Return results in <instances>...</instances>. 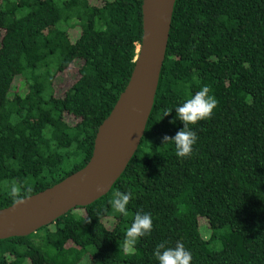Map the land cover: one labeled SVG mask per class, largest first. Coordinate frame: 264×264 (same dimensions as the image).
<instances>
[{
    "label": "trees",
    "instance_id": "16d2710c",
    "mask_svg": "<svg viewBox=\"0 0 264 264\" xmlns=\"http://www.w3.org/2000/svg\"><path fill=\"white\" fill-rule=\"evenodd\" d=\"M142 0H0V209L89 161L142 39ZM76 77L58 94V75ZM207 87L211 116L178 158L175 108ZM171 113L163 116L166 110ZM163 116V117H162ZM131 193L127 214L117 193ZM137 211L152 231L128 236ZM206 223L207 235L199 219ZM201 227V228H200ZM183 242L190 264H264V0H175L143 138L109 192L27 236L0 239V264H157Z\"/></svg>",
    "mask_w": 264,
    "mask_h": 264
},
{
    "label": "water",
    "instance_id": "95a60500",
    "mask_svg": "<svg viewBox=\"0 0 264 264\" xmlns=\"http://www.w3.org/2000/svg\"><path fill=\"white\" fill-rule=\"evenodd\" d=\"M175 0H142V39L125 89L99 125L86 165L55 185L0 209V239L27 236L106 195L144 135L158 86Z\"/></svg>",
    "mask_w": 264,
    "mask_h": 264
},
{
    "label": "clouds",
    "instance_id": "9594fccd",
    "mask_svg": "<svg viewBox=\"0 0 264 264\" xmlns=\"http://www.w3.org/2000/svg\"><path fill=\"white\" fill-rule=\"evenodd\" d=\"M210 90L205 86L201 90L195 92L175 108V116L170 121L175 123L177 120L181 122L182 127L169 137L165 135L163 143L172 142L175 148V154L178 158H186L192 155L193 147L197 143V135L193 130L199 121L208 119L216 106L215 97L209 94ZM166 110L163 116L171 113ZM162 116V117H163ZM9 195L17 202H23L21 199L20 189L12 186L9 189ZM131 193L117 192L110 201L115 212L127 214ZM152 216L150 213L137 211L130 227L128 228V236L138 239L149 234L152 231ZM153 256L157 264H190L192 255L185 247L183 242H177L174 247H168L165 243H159L153 250Z\"/></svg>",
    "mask_w": 264,
    "mask_h": 264
},
{
    "label": "rangeland",
    "instance_id": "374dc122",
    "mask_svg": "<svg viewBox=\"0 0 264 264\" xmlns=\"http://www.w3.org/2000/svg\"><path fill=\"white\" fill-rule=\"evenodd\" d=\"M2 38V32L0 31V41ZM76 77V66L74 65L71 69L63 72L62 74L58 75L56 79V91L58 94H61L62 91L70 84V82ZM199 224L202 232L204 235H207L206 223L204 219L201 217L199 219ZM77 264H96L94 263L89 256H84L82 260ZM115 264H124V263H115Z\"/></svg>",
    "mask_w": 264,
    "mask_h": 264
}]
</instances>
